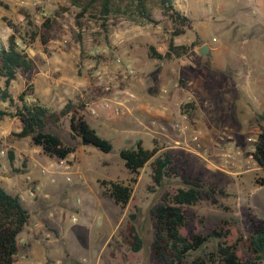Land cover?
Returning a JSON list of instances; mask_svg holds the SVG:
<instances>
[{
    "label": "rangeland",
    "instance_id": "374dc122",
    "mask_svg": "<svg viewBox=\"0 0 264 264\" xmlns=\"http://www.w3.org/2000/svg\"><path fill=\"white\" fill-rule=\"evenodd\" d=\"M149 6L154 23L137 25L121 16H111L102 21L93 14H88L77 22L75 15L78 9L70 6L66 0H0V40L4 43L12 32L3 19L16 25L25 36L29 26L25 15L29 16L37 33L41 31L42 23L46 19L52 22L45 44L39 36L32 42H20L33 60L34 67L42 66L58 53L75 52L78 57L76 67L81 70L82 64L87 62L92 65L86 71L88 76L90 72L101 73V76L97 77L100 79L98 93L93 98L96 110L103 100L113 99L116 94L121 96L122 90H128V82L137 85L139 95L151 94L155 98L163 95L166 100L174 101L171 105L175 117L161 131L165 137L156 139L155 145L156 155L168 153L171 156L172 169L177 176L165 178L161 186L156 187L153 185L151 169L147 164L140 170L133 185L131 199L125 208H120L109 199L99 196L94 185L87 184L76 189L70 186L72 175L70 180L65 177L66 195L61 196L64 206L59 222L62 220L68 231L59 239L57 245L68 254L69 264H164L153 260L151 244L154 225L150 210L161 202L164 195L172 194L182 187V175L198 177L207 186L216 185L213 195L215 203L207 199L203 192L202 201L184 209L188 222L180 233L187 238L199 234L207 240L204 248L191 257H203L207 252H214L218 242L226 241L229 245H236L239 258H245L247 255L243 241L250 229L249 217L264 221V170L255 164H245L247 150L251 146L248 139L256 137L258 132L264 130V123L254 115L251 119H246L245 123V119L239 120L243 114L238 111L236 103L226 102L223 95L228 87L223 74L215 66V61L219 63L220 59L214 60L212 54L202 56L197 52V48L207 41L206 37L201 35L200 23L203 25L202 30L210 39H217L219 46L226 43V31L222 23L224 0H174L173 7L190 20L185 25L174 24L169 14L161 10L156 1H152ZM235 8L234 4L231 26L236 31L238 21ZM177 28H183L184 34L174 37V43L193 44V49L180 59H150L148 46H154L157 51L164 53L168 40ZM27 37L25 38L28 39ZM258 40L253 39L250 44L264 45ZM234 46L241 48L244 45L237 41ZM132 56L138 61V67L129 62L134 74L128 76L124 69L117 65L116 60L125 61ZM32 75V71L18 72L17 79L10 84L9 89L14 98L21 92L27 93L28 98ZM58 76L60 74L55 78ZM194 81L197 85L209 83L207 91L211 96L207 103L195 104V100L189 95L190 83ZM2 84L0 81V87ZM106 87L109 91L105 90ZM161 91L165 93L162 94ZM234 94L237 97V93ZM188 103L193 105V109L189 114H182L181 105ZM43 104L48 103L44 101ZM200 106L204 110L203 114L197 112ZM198 116L201 118L197 119ZM175 123L185 124L187 131L178 132L174 128ZM4 124L0 122V179L24 174L28 164H34L35 169L46 171L45 167L47 168L50 162L60 163L59 160L35 149L29 139L14 137L16 132L13 131L12 124L7 126L8 130L2 129ZM228 127L245 131L246 135L242 136L240 132L232 134ZM50 130L56 131L61 140L67 142L68 118L64 117L58 128ZM192 134L197 136L195 142L188 140ZM176 141L186 144L182 147L175 143ZM109 142L112 151L108 154L99 153L98 157L90 151L87 152L91 164L100 161H108L109 164L106 178L103 176L102 166H97L93 172L95 175L101 174L100 179H127L129 175L125 173L117 151L121 146L120 142ZM228 144L240 149L243 156L227 158L225 152ZM79 145L80 141L75 140V148H79ZM9 152L13 155L12 163L9 160ZM75 160L71 159L70 163H75ZM246 167L250 169L246 170ZM79 175L81 179L84 177L81 170L77 176ZM89 178L92 179L90 176ZM24 195L26 201L23 206L29 207L32 196L26 190ZM36 195L43 197V190L36 192ZM71 218H75V222H72ZM129 227H133L142 241L138 252L130 250ZM213 230L227 235L225 238L212 237L210 235ZM22 251L20 248L19 252Z\"/></svg>",
    "mask_w": 264,
    "mask_h": 264
},
{
    "label": "trees",
    "instance_id": "16d2710c",
    "mask_svg": "<svg viewBox=\"0 0 264 264\" xmlns=\"http://www.w3.org/2000/svg\"><path fill=\"white\" fill-rule=\"evenodd\" d=\"M70 6L78 9L75 15L76 21L88 14L97 15L102 21L111 16H121L134 24L154 23L150 15L149 4L156 1L161 10L167 12L171 21L176 25H185L189 19L182 16L173 7L174 0H66ZM28 23L25 34L20 32L16 25L3 19L11 34L6 42L0 40V121L4 119H16L20 123V130L13 136L17 139H29L34 148H39L44 155L64 160L75 152V147L64 144L59 136L50 132L53 127H58L64 117H68L70 138L84 141L89 147L101 153L108 154L112 151V145L108 140L99 137L90 128L79 114L78 106L68 101L59 111H52L37 98L27 100V93L21 92L14 98L9 92L10 84L17 79L18 72L27 73L34 67L33 60L20 42H32L39 36L41 42L48 41V31L52 22L46 19L42 23L41 31L37 33L36 27L30 22L28 15L24 16ZM184 34L183 28H177L168 40L164 53L156 50L154 46H148V57L158 61L180 59L187 55L194 47L193 44L176 45L173 38ZM80 38V37H79ZM193 109L191 103L181 105L182 114H189ZM256 118L264 122V115L257 114ZM157 154V149H145L138 141L134 147L121 149L118 153L129 177L125 180H97L101 189V195L109 199L114 205L125 208L129 203L133 185L137 177L147 164L151 169L153 185L161 186L165 178L176 175L172 169L171 156L168 153ZM9 160L13 162V155L8 153ZM254 164L264 170V130L258 132L254 142L252 154ZM177 176V175H176ZM182 187L177 188L172 194H166L161 202L150 210L153 217L154 235L151 244L153 260L164 264H264V221L249 217L250 229L243 241L246 257L239 258L236 253V245H229L226 241L218 242L214 252H207L203 257H191L201 251L207 242L206 238L195 234L189 238L184 237L180 230L186 226L188 215L186 207H192L205 197L213 199L216 185H205L202 181L191 175H182ZM262 182V181H261ZM30 215L23 207L18 195L8 193L0 185V264H14L19 252L18 238L29 222ZM226 233L212 231V237L225 238ZM130 250L138 252L142 241L135 233L133 227H129Z\"/></svg>",
    "mask_w": 264,
    "mask_h": 264
},
{
    "label": "crops",
    "instance_id": "0c3cea01",
    "mask_svg": "<svg viewBox=\"0 0 264 264\" xmlns=\"http://www.w3.org/2000/svg\"><path fill=\"white\" fill-rule=\"evenodd\" d=\"M234 4L236 5L238 21L236 31L231 26L232 17H234ZM222 12V23L226 31V43L224 45L219 46L216 43L217 39H210L209 35L202 30L203 25L200 22L199 28L201 35L206 37L207 41L203 45H207L208 53L214 56V60L220 59L219 63L215 61V66L227 81L228 89L223 93L224 98L226 102L236 103L238 111L243 114L239 120L245 119L243 120L245 123L246 119H251L253 115L255 117L257 114L264 115V45L250 44L253 39H259L258 41L264 43V0H224ZM237 41H241L244 46L235 47L234 43ZM55 43L59 44L58 42ZM199 49L197 48V52ZM77 60L78 57H76L75 52L70 54L58 53L50 61L43 63L42 66L33 67L31 70L33 75L30 79L32 85L27 100L32 101L33 98H37L42 104L46 101L48 104L45 106L52 111H59L70 101L74 106L80 107L78 108L79 114L99 137L108 141L120 142L119 145L121 146L117 150L118 153L121 149L134 147L138 141L142 143L145 149L156 148L155 140L165 137L161 131L175 117L171 105L174 101H168L161 96L155 98L151 94L139 95L137 85L128 82V91L133 92L135 98L126 103L119 115H115L112 110L101 106L97 108L96 114H90L87 107L95 103L93 98L98 93V86H100V79L97 77L101 76V73L99 71L90 72V76H88L86 71L92 65L85 62L80 70L76 67ZM125 61L133 65L138 63L133 56L130 59H125ZM57 74L60 76L55 78ZM208 87L209 83L207 82L199 85L195 81L190 83L189 95L195 100V104H205L209 101L211 95L207 91ZM234 93H237V97ZM116 97H122V95L116 94ZM167 105H171V107L163 110L162 107ZM197 112L203 114L204 110L200 106ZM200 118V116L197 117V119ZM0 122L5 123L2 129L8 130L7 126L12 124L14 132L17 133L20 130V123L16 119H4ZM228 128L232 134L240 132V135H246L245 131L238 128L237 130L232 127ZM50 132L58 136L56 131L50 130ZM188 140L191 142L190 139ZM74 142L75 140L70 138L69 130L68 141L63 143L74 146ZM175 143L182 147L186 144V142H182V144L179 141ZM35 149L40 151L39 148ZM95 150L88 145H82L80 142L79 148H75V152L65 160L76 159L75 163H72L73 168L70 176L72 175L73 180L70 186L80 189L87 184L94 185L97 188V194L102 196L97 183L101 174L95 175L93 171L97 169V166H102L104 169L103 176L106 178L109 164L108 161L91 164L87 152L90 151L98 156L101 152ZM54 164V162H50L49 166L45 167L46 171L35 169L34 164H28L24 174L10 179H0V185L8 193L18 195L22 204L26 201L25 190L32 196L29 207L23 206L28 211L30 218L23 232L19 235V251L20 248L23 251L18 252L14 264L70 263L68 254L57 245L59 239L68 231L62 220L59 222L62 216V206H64L61 196L66 195L64 187L66 173L60 170V163H58L59 166L57 163ZM122 167L128 176V171L123 163ZM80 170L84 173L82 179L80 175L77 176ZM89 176L92 178L91 180H89ZM39 190H43V197L36 195ZM100 200L98 201L99 209ZM71 221L75 222L72 218Z\"/></svg>",
    "mask_w": 264,
    "mask_h": 264
},
{
    "label": "built area",
    "instance_id": "2783aa9c",
    "mask_svg": "<svg viewBox=\"0 0 264 264\" xmlns=\"http://www.w3.org/2000/svg\"><path fill=\"white\" fill-rule=\"evenodd\" d=\"M116 63L119 67L124 69L125 74H127L128 76H133L134 70H133L132 65L129 62L121 61L120 59H117ZM105 90L109 91V88L106 87ZM161 92L162 94L165 93V91H161ZM122 93H123L122 97L114 96L113 99L103 100L101 107L105 109H110L113 111L115 115H119L122 112V109L125 107L126 103L135 98V95L128 90H122ZM161 97L163 98V95ZM162 108L163 110L167 109L166 106H163ZM87 111L90 114H96V107L94 105H90L87 107ZM174 128L180 133H185L187 131V127L183 123H175ZM190 139H191V142L192 141L195 142L197 140V136L195 134H192L190 135ZM255 140H256V137H252L248 139V142H250L251 146L247 150L248 156H247V160L245 161V164H254L252 154L254 152ZM225 153H226L225 156L227 158L232 157V156H236V157L243 156V152L240 149H236L232 144H228L227 152ZM70 162H71L70 160H65V159L60 161V166L63 172L66 173V180H70V173L73 168V164ZM249 169H250L249 167H246V170H249ZM74 220L75 218H73V221Z\"/></svg>",
    "mask_w": 264,
    "mask_h": 264
},
{
    "label": "water",
    "instance_id": "95a60500",
    "mask_svg": "<svg viewBox=\"0 0 264 264\" xmlns=\"http://www.w3.org/2000/svg\"><path fill=\"white\" fill-rule=\"evenodd\" d=\"M198 52L202 55L205 56L208 53V47L207 45H203L202 47H200V49L198 50ZM81 144L84 146H87L88 144L84 141H81Z\"/></svg>",
    "mask_w": 264,
    "mask_h": 264
}]
</instances>
